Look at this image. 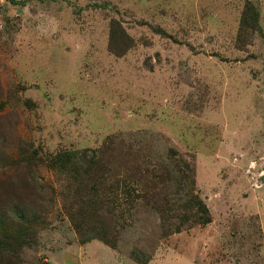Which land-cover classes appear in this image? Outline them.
Wrapping results in <instances>:
<instances>
[{"label": "rangeland", "instance_id": "1", "mask_svg": "<svg viewBox=\"0 0 264 264\" xmlns=\"http://www.w3.org/2000/svg\"><path fill=\"white\" fill-rule=\"evenodd\" d=\"M0 264H264V0H0Z\"/></svg>", "mask_w": 264, "mask_h": 264}, {"label": "trees", "instance_id": "2", "mask_svg": "<svg viewBox=\"0 0 264 264\" xmlns=\"http://www.w3.org/2000/svg\"><path fill=\"white\" fill-rule=\"evenodd\" d=\"M117 31H119V28H118ZM110 38H111L112 44L114 45V47L112 45V48H114V51L120 52V54L125 53L126 50L132 45V38L129 37V36L128 37L125 36L124 33L122 35H119V34L113 35V31H112V33L110 34ZM197 200L200 201L199 199H197ZM198 207L201 208V211H202L203 214L207 215V216L202 215V217H199L200 218L199 222L202 223V224L210 222V217L208 215V212L206 210V206L204 205V203L203 202H199L198 203ZM184 218H186L185 213H184L183 219ZM181 222H182V224L184 223L183 220Z\"/></svg>", "mask_w": 264, "mask_h": 264}]
</instances>
